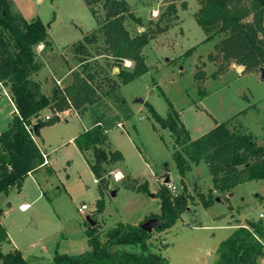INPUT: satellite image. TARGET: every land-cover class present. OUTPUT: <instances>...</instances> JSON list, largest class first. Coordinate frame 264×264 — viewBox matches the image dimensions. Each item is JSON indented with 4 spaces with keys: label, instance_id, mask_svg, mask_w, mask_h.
<instances>
[{
    "label": "rangeland",
    "instance_id": "obj_1",
    "mask_svg": "<svg viewBox=\"0 0 264 264\" xmlns=\"http://www.w3.org/2000/svg\"><path fill=\"white\" fill-rule=\"evenodd\" d=\"M127 1L133 6L136 15L143 16L142 24L136 23L129 16L126 17L125 24L132 34L145 30L155 33L159 27L167 29L153 37L165 38L161 39V44L157 41L160 44L157 50L155 45H149L146 49L149 72L132 83L122 85L121 94L127 101L126 107H123L118 106V103H121L117 99L118 95L105 93L109 88L108 78H117L119 70L116 69L118 67H113L112 59L98 55L104 48L102 40L97 44L88 45L89 55L78 53L76 43L72 44L78 40L80 34V29L76 28L75 24L85 30L97 21L85 2L57 0L52 3V0H34L35 3H40L37 5L39 12L36 14L46 22L53 19L57 8L59 11V19L50 26L51 39L56 50L52 52L46 49L44 44L38 45L36 53L39 60L46 61L58 79L65 76L68 68L82 70L87 64L91 71L97 73L95 83L101 84L102 87L99 89L102 100L100 104H105L111 109L103 119L104 125L108 127V121L114 117L126 121L124 128L114 127L108 136L112 149L119 150L124 156L121 169L130 173L128 176L127 172L114 168L115 166H107L109 172L106 178L109 185L103 195L105 208L102 213H98L97 201L102 196L99 184L95 181V174L86 158L87 156L93 159V150L85 152V156L71 139H75L84 130L85 121L90 120L93 124V118L102 115V111L94 105L88 107L85 115L87 119L81 118L75 112H68L57 123L43 126L40 135L45 139L46 148L52 152V165L59 174L54 181L57 187L49 186L50 188L43 191L39 174L46 172L40 170L35 173L34 178H26L23 193L20 194L17 188L10 189L8 195L12 204L3 205V195H0V207L4 209L5 222L12 231H19L22 226L26 230L24 232L29 233H22V252L30 259L37 257L35 261L39 264H53L56 251L80 254L89 250L86 234L88 217L101 223L102 232L118 222L140 224L152 214H161L160 198L157 197L160 186H175L171 191L174 195L184 193L180 173L172 157L174 137L169 129L163 130L156 123L146 102L151 103L163 117H167L170 112L168 100L181 113L185 109V119L194 135L198 133L193 129L196 123L206 128L209 122L215 124V119L220 122L229 121L232 131L252 134L257 143L264 147L262 72H240L227 68L223 73L213 76L221 61H213L208 56L221 35L212 41L201 42L206 37V32L195 17L200 0ZM153 8L158 11L156 16L153 15L154 10L151 13ZM12 9L19 13L13 4ZM96 11L104 21L105 11L101 4L96 5ZM166 35L167 37H164ZM194 46L195 50L186 55L187 50ZM200 69L206 74L202 81L195 76ZM69 80L61 79L60 85L52 73L45 80V91H53L56 85L62 88ZM4 88L11 95L9 87L0 84V130L13 109V103L4 94ZM121 94L119 96H122ZM191 104L198 105L194 106L196 108H204V111H190L188 107ZM244 110L246 111L243 112ZM114 123L117 124L116 121ZM155 124L160 133L155 130ZM37 142L45 151L39 140ZM200 162L202 163L198 167H194L196 164H190L189 171H192H188L189 177L186 176L188 192L194 198L190 201L191 211L182 214L166 235L152 230L150 250L153 254L164 255L169 264H214L219 245L231 234L230 225L237 223V220L239 226L260 219L264 225V217H260V214L264 213V179L240 184L232 197H226L227 192L214 190V204L204 207L198 194H207L213 189V180L209 165L203 160ZM118 171L123 173L119 180L115 178ZM161 175L163 183L158 179ZM168 177L170 181H166ZM145 181L149 184V192L137 191L136 187ZM113 191L116 192L115 195ZM40 194L42 197L31 209L21 212L18 206L21 196H25L30 202ZM219 196H222L220 200L217 198ZM83 204H86L88 209L81 213L78 208ZM102 239L105 240V237ZM122 247L127 249L129 246ZM130 249L139 250L138 247ZM4 250H9V246L6 245ZM260 264H264V259L260 260Z\"/></svg>",
    "mask_w": 264,
    "mask_h": 264
},
{
    "label": "trees",
    "instance_id": "obj_2",
    "mask_svg": "<svg viewBox=\"0 0 264 264\" xmlns=\"http://www.w3.org/2000/svg\"><path fill=\"white\" fill-rule=\"evenodd\" d=\"M85 2L99 25L76 42L75 47L78 53L89 55L88 45L102 40L104 48L98 55L112 59L113 67L119 68L117 78H108L109 88L105 93L118 95L117 99L121 102L118 105H123L124 98L119 96L120 87L148 72L143 49L156 34L167 28L159 27L155 33L145 30L134 35L125 24L126 17L129 16L138 24H142L143 19L134 13L127 0ZM199 2L200 7L195 17L206 32L204 42L221 35L208 56L213 61H221L213 76L223 73L232 64L244 66V71L247 72L262 70L264 0ZM12 4V0H0V82L9 87L16 106V114L8 129L0 133V193H8L13 187L20 190L29 173L44 166L41 146L28 128L39 136L40 129L57 123L60 120L59 114L63 111L71 108L81 111L94 104L109 108L100 104L102 100L99 89L102 87L95 83L97 73L91 71L88 64L82 70H73L66 86L61 88L56 85L50 96L42 91L41 83L32 76L44 64L38 58L36 47L40 44H44L48 50L53 47L49 24L39 17L27 20L21 13L13 11ZM98 4L105 11L104 21L96 11ZM195 47L188 49L185 54L190 55ZM126 60L132 61L131 67L124 64ZM195 76L202 81L206 74L200 69ZM57 82L61 83L60 80ZM168 103L170 112L167 117L161 116L151 103L146 102V105L154 120L162 128L169 129L174 137L172 157L179 170L184 193L174 195L167 184L160 186L157 197L160 198L161 214H152L145 219L158 218L160 225L154 227V230L159 232L174 226L190 208V201L194 198L188 192L185 179L192 162L205 161L212 174L213 189L207 194H198L204 207L214 204V190L230 192L247 181L264 179V147L257 143L252 134L232 131L229 121H216L214 128L192 139L181 112L175 109L171 101L168 100ZM46 109L51 111L48 120L43 116ZM75 143L83 153L93 150L94 157L88 158V162L98 180L102 197L97 201V211L102 213L105 208L104 190L109 185L106 178L109 172L107 166L118 165L124 157L119 150L112 149L102 116L97 118L90 129L81 132L75 138ZM136 190L149 192L148 182L137 186ZM1 218L0 209V264H31L19 249L3 252L2 244L9 240V234ZM92 219L96 224L88 222L86 229L90 249L80 254L56 251L53 264H169L164 255L151 252L149 240L152 231L143 229L142 223L134 225L118 222L102 232L101 223ZM122 245L129 247L125 249ZM130 247H138L139 250H132ZM261 259H264V225L260 219L238 226L224 239L217 249L214 264H260Z\"/></svg>",
    "mask_w": 264,
    "mask_h": 264
},
{
    "label": "crops",
    "instance_id": "obj_3",
    "mask_svg": "<svg viewBox=\"0 0 264 264\" xmlns=\"http://www.w3.org/2000/svg\"><path fill=\"white\" fill-rule=\"evenodd\" d=\"M13 1V7H14V9L16 10V11H18L19 13H21L27 20H32V19H34V18H37V17H39V18H41L42 19V17L40 16V15H38V14H36L37 12H39L37 9V5L39 6L40 5V3L39 2H37V3H35L34 2V0H12ZM55 1H57V0H52V3L53 2H55ZM83 2H85V0H83ZM85 4H86V2H85ZM131 5V4H130ZM86 6L88 7V9H89V11L91 12V10H90V8H89V6L86 4ZM58 7V6H57ZM131 7H132V9H133V11H134V8H133V6L131 5ZM156 8H153L152 10H151V13H152V11L153 10H155ZM57 11H54V17H53V19L52 20H50V21H48V22H46V21H44L43 19H42V21L44 22V23H46V24H49V33H50V26H51V24L52 23H55L56 21H57V19H59V17H58V8L56 9ZM134 13H135V11H134ZM180 14V13H179ZM138 16V15H137ZM139 17H141L142 19H143V16L142 15H140ZM149 17V16H148ZM182 19V18H181ZM98 20L96 21V23H92L91 25H89L85 30L84 29H82L78 24H75V26H76V28H79L80 29V34L78 35V40H76V41H74L72 44H74V43H76V42H78V41H80V40H82L83 39V37H84V35L86 34V33H88V32H90V31H93V30H95V29H97L98 28ZM50 37H51V33H50ZM164 37H167V35L166 36H164ZM52 38V37H51ZM206 38V37H205ZM204 38V39H205ZM161 39H165V38H163V37H161V36H159V37H157V38H152L151 40H150V42L148 43V45H146L145 47H144V49H143V55H144V57H145V60H146V63H147V65H148V67H149V70H150V65H149V63H148V57H147V54H145L146 53V49H147V47L149 46V45H155L154 46V48H155V50H157V46H159L161 43H162V41L163 40H161ZM204 39L201 41L202 43L204 42ZM51 41H52V43H53V47H52V49L50 50V51H55L56 50V48L54 47V41H53V39H51ZM157 41H160V44L157 42ZM71 44V45H72ZM68 45H70V44H68ZM67 46V45H66ZM236 64H232L230 67H229V69L228 70H231V69H237L236 68V66H235ZM49 65L47 64V62L46 61H44V64H43V66L41 67V69L37 72V73H35V74H33V76H32V78L35 80V81H37V82H39V83H41V86H42V91L46 94V95H51L52 94V91H48V89H47V91H45V88H44V85H46L45 84V80H46V78L48 77V76H50L52 73H53V76H54V78H56V80H61V79H66V78H68V79H71V77H72V72H73V70H76V68H68V70H67V72H66V74H65V76L63 77V78H61V79H58L57 77H56V74L54 75V71L51 69V68H49L48 67ZM244 67V66H243ZM117 69V68H116ZM115 69V70H116ZM244 69H245V67H244ZM149 70H148V72H149ZM244 71V70H243ZM146 74V73H145ZM144 74V75H145ZM144 75H142V76H144ZM141 76V77H142ZM140 78V77H139ZM139 78H137V79H139ZM137 79H135V80H137ZM135 80H133V81H131L130 83H132V82H134ZM63 81V80H62ZM70 81V80H69ZM0 84H1V86H4L3 84H2V82H0ZM122 87V86H121ZM121 87H120V94H121ZM122 95V94H121ZM122 97L124 98V95H122ZM126 100L124 99V101H123V107H126ZM94 105H97L98 107H96V108H99V110H101L102 111V115H98V116H95L94 118H93V124H91V121L90 120H88L89 122H87V121H85L86 123H85V126H84V130L83 131H87L88 129H90L93 125H94V123H95V121L97 120V118L99 117V116H102V122H103V119L107 116V114L109 113L108 112V110H111V109H109V108H104L103 106H99L98 104H94ZM93 105V106H94ZM119 106V105H118ZM194 106H198V105H194V104H191L189 107H188V109H190V111H192V112H195V113H199V111L201 110V113H202V111H204V108H202V107H198V108H196V107H194ZM88 107H92V106H87L86 107V109H83V110H81V111H78V110H76V109H74V108H71V109H68V110H66V111H63V112H61L60 114H59V116H60V118L61 117H63V115L64 114H66V113H68V112H75V113H77V115H79V116H81V118L83 117V118H85V115H86V111H88ZM114 107H116V106H114ZM105 109H107V110H105ZM15 114H16V106H15V104H13V109L9 112V115H10V117H8V119H7V117H6V119H5V125L4 126H2V130H0V132H3V131H5L6 129H8V127H9V124L12 122V120H13V118H14V116H15ZM51 114V111L49 110V109H46V110H44L43 111V116H46V115H50ZM132 115L130 114V117H131ZM181 116H182V119H183V122H184V124H185V126L188 128V130L190 131V135H191V137H192V139H196V138H198V137H200L201 135H203V134H205L206 132H208L209 130H211L212 128H214L215 127V124H216V121H218L217 119H215V124H213L212 122H209V125L206 127V128H204L203 126L204 125H202V124H194L193 125V129H196L197 131H198V133L197 134H195L194 135V133H192V129H191V127H190V125H189V123H187V121H186V119H185V109H184V111H183V113H181ZM129 117V118H130ZM85 119H87V118H85ZM117 122V124L115 125V123L114 122ZM109 122V126L108 127H106L107 128V134L109 135V131L112 129V128H114V127H121V128H124V124H125V122L126 121H122V119H120V118H110V120L108 121ZM157 123V122H156ZM201 127H203V128H201ZM5 128V129H4ZM154 128H155V130H157L158 131V129H157V127H156V124L154 125ZM162 128V127H161ZM134 129L136 130V125H134ZM163 130H164V128H162ZM166 130V129H165ZM83 131H81V132H83ZM80 132V133H81ZM159 133H160V131H158ZM79 133V134H80ZM78 134V135H79ZM77 135V136H78ZM76 136V137H77ZM75 137V138H76ZM37 138H38V140H39V142L43 145V147L45 148V151L48 153V156H49V161H50V163L48 164V165H44V166H42V167H40L37 171H35V172H33L32 173V175H29L28 177H32V178H34L33 176L35 175V173L36 172H38V171H40V170H43L44 172H46V174L47 175H49L48 177L46 176V174H44V173H40L39 174V177H40V179H41V182H42V188H43V191L45 190V188L46 189H48V188H50L49 186H52V188H55V184L56 183H54V181L56 180V177L58 178L59 177V174H58V171L56 170V169H54V167H53V165H52V159H51V156H52V152H50L47 148H46V143H45V139L41 136V135H39V136H37ZM38 140H36V142L38 141ZM71 140H74V142H75V139H71ZM110 141V140H109ZM38 143V142H37ZM39 144V143H38ZM40 145V144H39ZM77 145V144H76ZM41 146V145H40ZM79 148V147H78ZM115 150H117V149H115ZM83 153V152H82ZM84 154V153H83ZM85 155V154H84ZM123 155V154H122ZM86 156V155H85ZM124 157V156H123ZM86 158H87V160H88V158H90V157H87L86 156ZM89 163V162H88ZM201 163L202 162H197V163H191V165H193V164H196L197 166H194V167H198L199 165H201ZM90 165V164H89ZM114 168H117V169H121L122 168V162L121 163H119L118 165H116ZM122 170V169H121ZM123 171V170H122ZM166 171V170H165ZM164 171V172H165ZM192 171V170H191ZM191 171H189V172H191ZM123 172H127V171H123ZM189 172L187 173V176L189 177ZM129 172H127L126 173V175H128L129 176ZM163 175V174H162ZM161 175V177H158V179L160 180V182L161 183H163V181H161V178H163V176ZM27 177V178H28ZM52 177V178H51ZM181 177V176H180ZM26 180V179H25ZM170 181V179H169V177L168 178H166V181ZM95 181L98 183V180H97V178H96V176H95ZM180 182H181V178H180ZM186 182H187V177H186ZM239 186V185H238ZM57 187V186H56ZM16 189V187H13V188H11V189ZM24 188H25V181H24V183H23V186H22V188L19 190V189H17L18 191H19V193L21 194V193H23V191H24ZM42 188H41V192H43L42 191ZM58 188L60 189V187L58 186ZM236 188H237V186L234 188V189H232L230 192H227L226 194H225V196L226 197H232L233 196V194L235 193V190H236ZM64 190H65V188H64ZM66 191V190H65ZM9 193H0V195H3L2 197V204L4 205V204H8V205H10V204H12V201L11 200H9V195H8ZM5 195V196H4ZM42 194H40L36 199H34V200H32V201H28L27 200V198L25 197V196H21V198H19V202H18V206H19V209L21 210V206L23 205V204H28L29 205V207H28V209L27 210H25V211H28L29 209H31L32 207H33V205L36 203V201L40 198V197H42L41 196ZM153 195V194H152ZM43 197H44V195H43ZM221 197L222 196H219V197H217L218 198V200H220L221 199ZM217 200V201H218ZM0 209L2 210V218H1V220H2V223L4 224V226L6 227V229H7V231H8V234H9V240L8 241H6V242H4L3 244H2V250H3V252H9V251H11V250H14V249H19V250H23V245L22 244H24L23 243V238H22V233H27V234H29L28 232H24V231H26V230H24L23 229V227L21 226L20 227V224H19V231H12V230H10L9 229V225L7 224V222H5V218H4V216H5V213H4V209L2 208V207H0ZM24 210H21V212H25ZM188 211H191V207L189 208V210ZM80 212V211H79ZM187 212V211H186ZM184 214V213H183ZM132 224H134V225H137V224H139V222H136V223H132ZM237 224H239V220H237V223L235 222V224L234 225H230V228H231V234L233 233V231L238 227V225ZM242 225H246V224H242ZM175 226V225H174ZM240 226V225H239ZM173 227V226H172ZM171 227V228H172ZM171 228H169V229H167V230H164V231H162V233L164 234V235H166V233L167 232H170L171 231ZM230 234V235H231ZM6 245H8L9 246V250H4V247L6 246ZM23 253V252H22ZM212 253H214V252H212ZM211 253V254H212ZM23 255H24V253H23ZM25 256V255H24ZM54 256V255H53ZM26 257V256H25ZM30 262H31V264H39L37 261H35V259L37 258V257H35V256H33V257H31V259L29 258V257H26ZM216 258H217V256H216V253H215V258H214V260H216ZM37 260V259H36Z\"/></svg>",
    "mask_w": 264,
    "mask_h": 264
},
{
    "label": "built area",
    "instance_id": "obj_4",
    "mask_svg": "<svg viewBox=\"0 0 264 264\" xmlns=\"http://www.w3.org/2000/svg\"><path fill=\"white\" fill-rule=\"evenodd\" d=\"M157 14H158V11L154 10L153 11V15L156 16ZM125 64L128 67H131L132 66V61L126 60L125 61ZM3 90H4V94L8 97L9 101L14 104V101H13L12 96L10 95L9 91L7 89H5V88ZM50 117H51V115H46L45 116V119L48 120V119H50ZM28 130H29L30 134L33 136V138L36 140V135L34 134V132L32 131V129L31 128H28ZM41 150H42V154L44 156V163H43V165H48L50 163L48 153L46 151H44L42 147H41ZM29 175H32V173H29ZM122 177H123V173L122 172L118 171V172L115 173V178L116 179L119 180ZM169 186L171 187V189H174L175 188V186H174V188H173L172 185H169ZM28 207H29L28 204H23L20 208H21V210H24L25 211V210L28 209ZM87 209H88V206L86 204H83V205H81L78 208V210L81 213H84ZM260 217L263 218L264 217V213H261L260 214Z\"/></svg>",
    "mask_w": 264,
    "mask_h": 264
},
{
    "label": "water",
    "instance_id": "obj_5",
    "mask_svg": "<svg viewBox=\"0 0 264 264\" xmlns=\"http://www.w3.org/2000/svg\"><path fill=\"white\" fill-rule=\"evenodd\" d=\"M235 66H236L237 70L240 72L244 70V67L242 65L236 64ZM117 69L119 70V68H117ZM261 72H262L261 76L264 79V68L261 70ZM141 101H143V100H141ZM115 194H116V192L113 191V195H115ZM88 221L91 222V224H93V225L96 224V222L91 217H88ZM159 225H160V220L158 218H150L147 221H145L144 223H142V228L148 232H151L154 229V227L159 226Z\"/></svg>",
    "mask_w": 264,
    "mask_h": 264
}]
</instances>
